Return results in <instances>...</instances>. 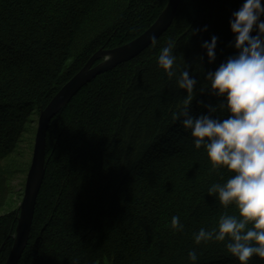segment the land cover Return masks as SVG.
Wrapping results in <instances>:
<instances>
[{
    "label": "trees",
    "instance_id": "obj_1",
    "mask_svg": "<svg viewBox=\"0 0 264 264\" xmlns=\"http://www.w3.org/2000/svg\"><path fill=\"white\" fill-rule=\"evenodd\" d=\"M168 1L0 0V210L29 117H38L98 51L144 33ZM243 2L181 0L155 45L97 76L52 120L46 174L19 264H240L226 242L197 245L193 239L236 209L208 196L209 186L228 173L213 170L204 148L196 149L173 118L185 91L175 77L168 79L157 57L174 42L177 76L190 66L198 81L191 112L206 111L199 100L217 103L207 94L206 71L235 54L229 21ZM212 35L218 37L215 63L201 47ZM213 115L226 118L228 112ZM173 216L182 230L172 229ZM18 217L19 206L0 214V264L10 255ZM250 264L264 260L253 257Z\"/></svg>",
    "mask_w": 264,
    "mask_h": 264
},
{
    "label": "clouds",
    "instance_id": "obj_2",
    "mask_svg": "<svg viewBox=\"0 0 264 264\" xmlns=\"http://www.w3.org/2000/svg\"><path fill=\"white\" fill-rule=\"evenodd\" d=\"M229 23L235 54L215 70L206 71L207 94L217 103L199 100L206 109L199 115L191 112L197 78L190 66L177 76L174 42L168 41L160 49L157 63L168 79L175 77L179 89L185 91L183 107L173 118L190 132L196 149L204 148L212 169L221 175L228 173L223 183L209 186L208 196H215L225 209H236V214H222L216 228L201 227L193 239L197 245L211 240L226 242L228 252L240 264H250L253 257L264 260V0H244ZM203 30L207 31V26ZM156 42L153 35L151 43ZM217 44L216 35L201 44L209 63L216 61ZM218 110H226L227 117L214 116ZM171 227L183 229L179 216L171 218ZM188 258L196 262V251L190 250Z\"/></svg>",
    "mask_w": 264,
    "mask_h": 264
},
{
    "label": "water",
    "instance_id": "obj_3",
    "mask_svg": "<svg viewBox=\"0 0 264 264\" xmlns=\"http://www.w3.org/2000/svg\"><path fill=\"white\" fill-rule=\"evenodd\" d=\"M181 0H169L157 21L142 35L130 43L111 50L98 51L41 111L32 162L27 174L24 196L20 204V215L12 251L5 264H19L28 245L38 196L46 174V136L50 122L91 80L143 53L151 43L153 35L159 39L172 25ZM104 59L95 66L97 60Z\"/></svg>",
    "mask_w": 264,
    "mask_h": 264
},
{
    "label": "rangeland",
    "instance_id": "obj_4",
    "mask_svg": "<svg viewBox=\"0 0 264 264\" xmlns=\"http://www.w3.org/2000/svg\"><path fill=\"white\" fill-rule=\"evenodd\" d=\"M37 119V114H33L22 128L23 133H21L16 145L17 153L12 159L14 164L12 167L13 174L10 176L6 187V191H8V202L0 210V214H6L14 210L21 203L28 172H25V167L29 159L31 160L32 158Z\"/></svg>",
    "mask_w": 264,
    "mask_h": 264
}]
</instances>
